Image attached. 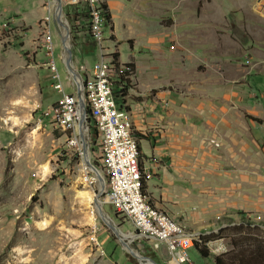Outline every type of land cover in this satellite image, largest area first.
Masks as SVG:
<instances>
[{"label":"crops","instance_id":"obj_1","mask_svg":"<svg viewBox=\"0 0 264 264\" xmlns=\"http://www.w3.org/2000/svg\"><path fill=\"white\" fill-rule=\"evenodd\" d=\"M99 5L111 17L110 47L128 42L137 54L130 63L135 104L122 113L135 128L150 204L175 210L170 215L177 219L188 213L194 188L205 186L202 176L216 171L222 176L223 212L231 211L226 217L258 211V184L264 179L259 160L264 156V93L259 97L264 0H102ZM80 55L76 71L87 80L91 71ZM194 215L200 219L194 234L216 231L220 217L212 222ZM211 246L212 254H223L217 253L222 243Z\"/></svg>","mask_w":264,"mask_h":264},{"label":"rangeland","instance_id":"obj_2","mask_svg":"<svg viewBox=\"0 0 264 264\" xmlns=\"http://www.w3.org/2000/svg\"><path fill=\"white\" fill-rule=\"evenodd\" d=\"M66 3L63 1V19L70 26ZM50 5L56 10L57 0H0V264H141L104 224L98 205L121 233L133 237L126 241L139 255L157 264H173L164 246L157 251L151 242L138 238L134 225L116 213L107 203L106 196L99 197L100 183L98 180L96 184L89 181L85 158H71L75 157V151L42 117L62 97L55 90V81L48 69L50 59L45 39H49V31L61 84L67 94H77L63 61L67 56L62 45L66 29L54 19L51 23L45 21ZM110 35L111 28L107 26L106 39ZM83 41L75 40L71 33L68 44L73 50L72 65L75 70L80 69L77 61L80 53L81 64L91 71L99 61L98 53H92L91 46L83 48ZM114 52L120 55V60H116L121 65L133 67L132 74L128 75L125 105L135 104L130 93L135 88L132 79L136 80V74L134 64L130 63L137 54L128 42L117 44L113 49L108 44V54ZM152 62L157 64L154 59ZM263 85L261 82L263 89H259V97L264 93ZM122 103L117 99V104L124 107ZM262 105L264 109V103ZM90 132L91 162L100 169L102 156L98 135L92 128ZM135 136L137 138L136 132ZM259 160L264 165L263 155ZM44 167H48L47 173ZM219 174L213 171L209 178L202 176L200 183L205 186L194 188L188 213L172 218L193 233L197 220H200L194 214L210 217L212 222L214 217H220L213 226L216 231L206 229L204 233H209L198 234L201 237L198 244L210 250L211 244L218 241L224 247H220L217 253L225 254L233 251L232 240L237 237L235 229L259 227L264 231V179L258 184L261 192L258 211L232 213L236 214V220H230L225 214L231 211L224 213V203L219 201L222 189ZM259 175L262 174L259 172ZM81 192L93 195V203L88 207ZM168 211L169 216H175V210ZM189 258L191 264H212L211 260L202 258L195 247L189 250Z\"/></svg>","mask_w":264,"mask_h":264},{"label":"built area","instance_id":"obj_3","mask_svg":"<svg viewBox=\"0 0 264 264\" xmlns=\"http://www.w3.org/2000/svg\"><path fill=\"white\" fill-rule=\"evenodd\" d=\"M81 2L88 5L90 33L99 54V61L92 68L90 77L87 80L82 78L86 123L81 125L82 113L77 94L76 96L67 94L61 84L54 60L53 38L50 31L49 39H45V49L50 59L48 69L55 81L54 88L62 97L53 108L43 113L42 117L63 135L68 146L75 150V157L71 158L76 159L85 158L80 137L81 129L90 148V130L94 125L102 156V164L100 169H97L105 180L102 196H106L107 203L114 207L119 216L134 225L138 238L151 242L157 251L162 246L166 247L173 264H189L191 236L196 234L188 236L177 234L176 229H171L156 213H151L150 207L143 206L136 196L135 176L138 171L135 168V159L140 155L132 156L131 144L138 139L131 125H125L122 120V112H130V110L122 109V105L117 104L114 92V86L130 79L128 75L132 74V69L121 64L113 65L112 56L108 54L109 40L105 37V28L109 24L103 6H99V0H73L67 4L77 5ZM54 13L55 8L50 5L45 21L51 23ZM72 84L78 93V84L73 78ZM85 167L89 172V181L96 184L97 176L86 163ZM148 169L149 177H151V170ZM92 173L94 176H91Z\"/></svg>","mask_w":264,"mask_h":264},{"label":"trees","instance_id":"obj_4","mask_svg":"<svg viewBox=\"0 0 264 264\" xmlns=\"http://www.w3.org/2000/svg\"><path fill=\"white\" fill-rule=\"evenodd\" d=\"M103 10L106 13V19L109 26L111 25V17L106 6H103ZM67 17L70 21L71 33L75 40L83 39V47L91 46L94 50V42L90 33V13L87 3L81 2L77 5H68L66 9ZM92 50V51H93ZM119 54L112 56L113 64L120 65ZM117 59V60H116ZM128 68H133L131 65H126ZM129 82L118 83L117 89L114 90L116 99H121L123 104L125 102V96L128 91ZM125 102V103H124ZM128 109V108H127ZM258 122H260L258 120ZM97 135L95 126H91ZM143 185V180H142ZM143 193L144 185H143ZM245 231L244 235L243 232ZM237 233V237L233 238L232 246L233 251L225 253L220 256L212 255L207 246H203L195 243L194 247L204 259L213 258L214 264H264V231L259 227L255 228H242L239 227L234 230Z\"/></svg>","mask_w":264,"mask_h":264},{"label":"water","instance_id":"obj_5","mask_svg":"<svg viewBox=\"0 0 264 264\" xmlns=\"http://www.w3.org/2000/svg\"><path fill=\"white\" fill-rule=\"evenodd\" d=\"M63 7H64L63 0H57V7H56L54 20L59 25L63 26L66 29V36L62 40V45L65 48L66 53H67V56L65 59V64H66L68 71L71 74V77L78 84L77 96L79 98V104H80V109H81V113H82L81 125L83 126L86 123V109H85V103L83 101V96H82L83 95L82 94V76L73 68V65H72L73 50H72V47L70 45H67L68 40H70V37H71V28H70L69 24L67 22H65L63 19V13H64ZM80 137L82 139V144H83V148H84V152H85V163L87 164V166L89 168H91V170L93 171V173L97 176V178L99 180L101 189H100L98 195L100 197V196H102L103 191L105 189V180L102 177V175L100 174L99 170L91 162V159L89 157V146H88V143L86 142V137H85V134H84L82 129H81ZM97 203H98V201H97ZM101 217H102V221L104 222V224L115 234V236L117 238L120 239L121 245L132 257L138 259V261L141 264H157L154 260L147 258V257H143V256L139 255V253L137 251H134L129 246V244L122 239L123 233H121V231L115 226L114 222L112 221V219L110 217L107 216V220L104 216L101 215ZM136 252L138 253V255Z\"/></svg>","mask_w":264,"mask_h":264},{"label":"bare ground","instance_id":"obj_6","mask_svg":"<svg viewBox=\"0 0 264 264\" xmlns=\"http://www.w3.org/2000/svg\"><path fill=\"white\" fill-rule=\"evenodd\" d=\"M63 1L72 2L73 0H63ZM101 1L102 0H99V4H100ZM67 45H69V44L67 43ZM122 120H123L125 125H131V129H134L132 124H131V121H130V118H129L128 114H125V115L122 114ZM69 148L71 149V146H69ZM71 150H74V149H71ZM131 154H132V156H139L140 155L138 141H133L132 142V144H131ZM135 168H136V171H138L136 176H135V190H136V196L139 198V202H141L143 204V206H145V207H150V212L151 213H156V215H158L159 218L164 223H166L168 225V227H170L171 229H176V233L177 234H179L181 236L193 235L194 233L188 232L181 224H179L176 220H174L171 216H169L168 213H166V212H164L162 210H159V209L153 207L150 204L148 196L143 193L142 171H141V166H140V157H136V159H135ZM48 170H49L48 167H44V172L45 173H47ZM45 175H47V174H45ZM80 195H81V198L83 199V201L87 204V207L91 203H93V195L91 193H89V192H81ZM98 211L107 220V216L103 213V208H102L101 205L98 206ZM43 227H45V226H43ZM199 238H201V237L199 235H197V234H196V236H191L190 249H192L194 247L195 243L200 241ZM122 239L124 241H126V240L127 241H131L133 239V237L123 234L122 235ZM137 255H138V253H137Z\"/></svg>","mask_w":264,"mask_h":264}]
</instances>
